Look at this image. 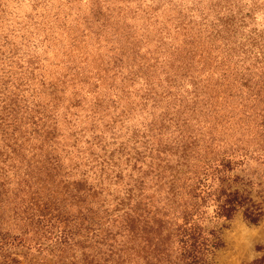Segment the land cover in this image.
<instances>
[{
    "label": "trees",
    "instance_id": "obj_1",
    "mask_svg": "<svg viewBox=\"0 0 264 264\" xmlns=\"http://www.w3.org/2000/svg\"><path fill=\"white\" fill-rule=\"evenodd\" d=\"M194 7L141 32L98 9L58 47L48 23L0 31V264H216L213 223L264 218V34L236 0ZM87 35L110 45L96 68Z\"/></svg>",
    "mask_w": 264,
    "mask_h": 264
},
{
    "label": "rangeland",
    "instance_id": "obj_2",
    "mask_svg": "<svg viewBox=\"0 0 264 264\" xmlns=\"http://www.w3.org/2000/svg\"><path fill=\"white\" fill-rule=\"evenodd\" d=\"M212 0H163L160 9L153 13L147 12L143 7L149 3L157 4L158 0H8L6 4L7 13L6 18L8 24H2L0 31L9 32V29H19L26 25L24 32L36 31V27L42 23H48L53 26V30L49 28L42 34H48L52 37V45L59 44L67 38L66 44L72 41L74 35L81 32H89V26L87 21L90 20L92 14L98 9L101 12V16L105 17L109 14V6L116 7L122 6L128 8L127 11L133 18L134 23L137 25V32H141L143 23L146 22V18L157 14L158 19L174 18L175 15H186L187 18L200 19V12L197 7H194V3L198 4H210ZM143 4V6L141 5ZM238 7L235 9H241L245 18V26L243 32L249 34L259 33L264 34V0H236ZM129 6V7H127ZM139 6V10L134 13L136 7ZM191 9H194L192 12ZM181 10V14L179 13ZM206 11V10H205ZM117 10L112 12L116 15ZM134 13V14H133ZM131 20V19H130ZM6 21V22H7ZM5 22V21H4ZM116 20L112 19L111 23L116 26ZM9 26V27H8ZM96 27V26H94ZM124 27L122 24L117 25L115 28ZM87 29V30H86ZM23 28L21 32H23ZM39 35V36H42ZM250 36V35H249ZM262 38H260L261 40ZM100 41L93 39L90 35L85 38L81 37L77 40L78 46L84 51V58L90 62L92 67H98L101 60L107 56L110 45L106 43H99ZM263 41H261L262 43ZM51 45V46H52ZM39 52L43 53V49L39 46ZM65 48H63L64 50ZM75 49L72 46L70 50ZM51 50V47L50 49ZM69 51V50H68ZM38 88L31 90L29 93L33 96H39V101H46L48 99V93H45L40 99V95L37 92ZM28 94V95H30ZM98 94H96L97 96ZM47 96V97H46ZM89 103L86 102V106ZM85 122V121H84ZM87 122V121H86ZM83 123V122H82ZM81 123V124H82ZM79 124V125H81ZM129 134V133H128ZM128 134L116 135L117 137L111 138L108 145L110 149H113L116 145L118 147L119 140L125 139ZM118 136H121L118 139ZM255 165L247 169L246 172L255 171ZM252 179L255 182L253 185V196L259 200H264V175L258 173L252 174ZM264 207V202H263ZM219 229L223 247L218 250L215 256L216 264H255L259 261V264H264V218L258 223L253 224L247 222L242 214L237 215L229 221H219L213 223ZM212 224V225H213ZM21 264H27L24 260Z\"/></svg>",
    "mask_w": 264,
    "mask_h": 264
}]
</instances>
